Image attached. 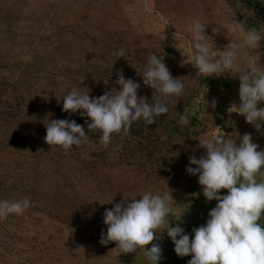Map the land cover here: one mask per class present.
<instances>
[{
    "label": "rangeland",
    "instance_id": "obj_1",
    "mask_svg": "<svg viewBox=\"0 0 264 264\" xmlns=\"http://www.w3.org/2000/svg\"><path fill=\"white\" fill-rule=\"evenodd\" d=\"M262 7L264 0H0V199L34 204L0 220V264H147L142 250L120 255L115 242L99 241L107 232L105 210L148 190L171 193L173 214L166 220L174 226L182 216L179 226L191 239L216 205L186 172L190 157L204 155L199 141L250 134L264 150V128L257 131L230 108L240 103L235 73L246 68L250 52L264 63V40L255 50L240 47L231 74L209 77L230 80V88L211 89L200 86L191 64L190 28L205 24L219 56L243 39L232 22L264 30ZM120 49L123 58L116 55ZM152 54L185 85L156 123L134 122L127 135L113 134L105 146L99 132L88 130L87 117L62 111L73 88L89 89L90 98L119 90L120 70L140 84L138 97L151 100L153 90L139 75ZM177 113L189 122L197 115L203 126L180 125ZM47 119L75 120L88 141L68 151L49 146ZM164 231L152 242L162 248L160 264H188L191 256L178 257Z\"/></svg>",
    "mask_w": 264,
    "mask_h": 264
},
{
    "label": "clouds",
    "instance_id": "obj_2",
    "mask_svg": "<svg viewBox=\"0 0 264 264\" xmlns=\"http://www.w3.org/2000/svg\"><path fill=\"white\" fill-rule=\"evenodd\" d=\"M205 29L200 21L192 23L189 43L194 50L191 64L197 75L206 77L231 74L240 47L255 50L264 40V30L247 28L245 23L234 21L231 30L242 34L241 44L231 41L217 56L214 42L209 44L211 38ZM116 55L123 58L126 52L120 49ZM245 60L246 68L235 73L239 77L240 103L230 108H235V113L260 131L264 128V63L258 61L254 52ZM116 76L119 90L113 88L98 98H90L89 89L73 88L62 99V111L79 112L82 118L87 117L88 130L99 132V141L105 146L113 134L127 135L134 122L142 120L146 126L156 123L169 112L168 105L185 88L183 78H173L164 59L156 54L149 56L139 75L143 84L153 90L151 100L138 97L140 84L126 79L122 70ZM177 115L180 125L189 123L187 116ZM45 127L44 142L64 151L79 147L89 139L84 126L75 120L47 119ZM199 147L205 149L204 155L199 159L190 157L186 172L198 177L202 195L206 201H216V205L209 211L205 224L191 230V239L179 226L182 216L174 226L166 220L173 214L171 193L161 196L148 190L139 199H124L105 210L103 222L107 232H101L99 243L115 242L114 251L120 255L142 250L147 264H160L162 248L152 242L162 238L154 234L163 228L175 246V254L191 256L188 264H264V223L260 222L264 217V150L259 149L250 134L239 136L238 141L215 136L199 141ZM257 176L261 177L259 181ZM221 190H226V194L221 195ZM33 206L28 198L0 199V220L22 215ZM149 244L152 246L147 249Z\"/></svg>",
    "mask_w": 264,
    "mask_h": 264
},
{
    "label": "trees",
    "instance_id": "obj_3",
    "mask_svg": "<svg viewBox=\"0 0 264 264\" xmlns=\"http://www.w3.org/2000/svg\"><path fill=\"white\" fill-rule=\"evenodd\" d=\"M248 6L253 8L252 3H248ZM256 6L259 7L261 5L259 3H257ZM262 9L263 10L261 12L264 14V7H262ZM199 82H200V86H206V87H209L211 89H220V88L228 89L231 87V81L228 79H225V78L211 79V78L206 77L204 75H200ZM200 126H203V119H200L197 115H194L192 121L189 122V127L197 128ZM194 135L198 136L199 132H195Z\"/></svg>",
    "mask_w": 264,
    "mask_h": 264
}]
</instances>
